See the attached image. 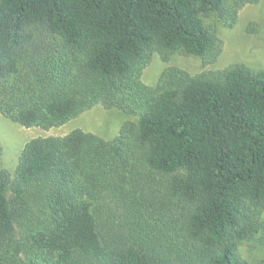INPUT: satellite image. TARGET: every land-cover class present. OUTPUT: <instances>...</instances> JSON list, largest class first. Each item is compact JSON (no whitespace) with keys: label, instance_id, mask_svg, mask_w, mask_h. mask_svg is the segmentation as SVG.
I'll use <instances>...</instances> for the list:
<instances>
[{"label":"trees","instance_id":"trees-1","mask_svg":"<svg viewBox=\"0 0 264 264\" xmlns=\"http://www.w3.org/2000/svg\"><path fill=\"white\" fill-rule=\"evenodd\" d=\"M262 0H0V113L50 129L95 106L137 120L105 140L29 141L0 171V264H248L264 244V70L143 72L159 54L212 64ZM2 148L0 145V159Z\"/></svg>","mask_w":264,"mask_h":264},{"label":"rangeland","instance_id":"rangeland-1","mask_svg":"<svg viewBox=\"0 0 264 264\" xmlns=\"http://www.w3.org/2000/svg\"><path fill=\"white\" fill-rule=\"evenodd\" d=\"M234 3L239 0H228ZM222 43V53L212 64H204L200 57L174 52L164 61L159 54L143 72V81L149 87H156L162 73L170 67H178L192 75L204 71H219L236 64H245L252 69L264 70V0L257 4H245L239 9L238 21L228 27L218 21H209ZM127 120H137L117 109H105L98 105L70 120L66 124L50 129L26 128L0 113V145L2 154L0 171L14 174L25 145L34 138L65 136L76 129L96 134L105 140L115 138ZM262 219L264 220V214ZM240 255L248 264H264V244L256 238L239 247Z\"/></svg>","mask_w":264,"mask_h":264}]
</instances>
